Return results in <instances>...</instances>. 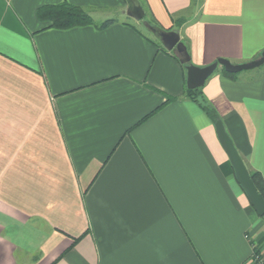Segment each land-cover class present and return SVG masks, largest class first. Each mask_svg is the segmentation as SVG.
Returning <instances> with one entry per match:
<instances>
[{"label":"crops","instance_id":"0c3cea01","mask_svg":"<svg viewBox=\"0 0 264 264\" xmlns=\"http://www.w3.org/2000/svg\"><path fill=\"white\" fill-rule=\"evenodd\" d=\"M64 2L135 21L50 28L39 10ZM135 4L0 0V264L264 259V216L187 96L182 54L159 37L178 32L199 68L252 62L264 52V0ZM201 88L264 180V64L220 67Z\"/></svg>","mask_w":264,"mask_h":264},{"label":"water","instance_id":"95a60500","mask_svg":"<svg viewBox=\"0 0 264 264\" xmlns=\"http://www.w3.org/2000/svg\"><path fill=\"white\" fill-rule=\"evenodd\" d=\"M143 15H141V18ZM146 27L156 32L149 23H146ZM160 41L168 51H177L183 57L182 63L186 64L187 68V86L188 89L194 90L201 88L205 85L206 81L218 70L223 67L228 73H239L245 70H252L258 68L264 64V52L261 57L249 63L235 65L226 59H218L213 64L199 68L191 64L190 58L186 51V47L180 42V35L178 32H162L159 34ZM216 133L220 144L226 154L229 157L230 163L234 169L236 179L239 185L244 190L249 201L254 207L255 211L259 216H264V197L258 191L254 184L250 172L234 145L233 140L227 133L221 118H218L214 123Z\"/></svg>","mask_w":264,"mask_h":264},{"label":"trees","instance_id":"16d2710c","mask_svg":"<svg viewBox=\"0 0 264 264\" xmlns=\"http://www.w3.org/2000/svg\"><path fill=\"white\" fill-rule=\"evenodd\" d=\"M126 1L127 3H130V0ZM38 15L41 20L50 23V28L56 29H68L77 26H86L94 21L93 17L89 12L79 6L71 5L67 2H64L57 6L41 8L38 12ZM115 21L116 20L114 19L106 20L103 23L102 27L109 26ZM202 89L203 88H198L194 90L188 89L187 96L192 101L198 103L200 107L215 123L216 120L219 118V115L214 109V107H212V105L206 101ZM250 175L258 191L264 197V180L261 174L259 172L250 171Z\"/></svg>","mask_w":264,"mask_h":264},{"label":"rangeland","instance_id":"374dc122","mask_svg":"<svg viewBox=\"0 0 264 264\" xmlns=\"http://www.w3.org/2000/svg\"><path fill=\"white\" fill-rule=\"evenodd\" d=\"M135 3H136V0H130V6L136 5ZM132 7H131V9H132ZM88 12L91 14L93 19L98 21V22H103L107 19L135 21L128 14L127 15L124 14L122 9H120V8H108V9H101V10H95V11H89L88 10ZM142 29L148 33V30L144 26L142 27Z\"/></svg>","mask_w":264,"mask_h":264},{"label":"built area","instance_id":"2783aa9c","mask_svg":"<svg viewBox=\"0 0 264 264\" xmlns=\"http://www.w3.org/2000/svg\"><path fill=\"white\" fill-rule=\"evenodd\" d=\"M255 259L259 264H263L264 263V259L263 257L261 258L258 254V252L255 253Z\"/></svg>","mask_w":264,"mask_h":264},{"label":"flooded vegetation","instance_id":"af4514ba","mask_svg":"<svg viewBox=\"0 0 264 264\" xmlns=\"http://www.w3.org/2000/svg\"><path fill=\"white\" fill-rule=\"evenodd\" d=\"M136 12V11H135Z\"/></svg>","mask_w":264,"mask_h":264}]
</instances>
